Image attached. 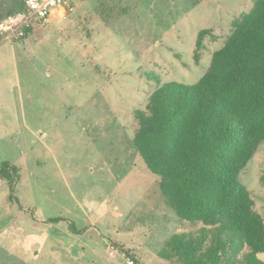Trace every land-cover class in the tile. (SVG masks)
I'll list each match as a JSON object with an SVG mask.
<instances>
[{"label": "rangeland", "instance_id": "374dc122", "mask_svg": "<svg viewBox=\"0 0 264 264\" xmlns=\"http://www.w3.org/2000/svg\"><path fill=\"white\" fill-rule=\"evenodd\" d=\"M65 1L64 18L0 40V163L16 168L0 180V264H171L169 238L202 225L166 205L135 111L163 83L194 84L252 0ZM240 182L264 222V142Z\"/></svg>", "mask_w": 264, "mask_h": 264}, {"label": "trees", "instance_id": "16d2710c", "mask_svg": "<svg viewBox=\"0 0 264 264\" xmlns=\"http://www.w3.org/2000/svg\"><path fill=\"white\" fill-rule=\"evenodd\" d=\"M22 10L20 2L0 21ZM208 32L200 30L197 47ZM135 118L133 145L158 178L166 205L179 220L202 225L196 233L172 235L161 258L171 264H264V222L240 182L264 142V0H252L231 22L194 84H161ZM15 173L13 165L0 163V180L12 186Z\"/></svg>", "mask_w": 264, "mask_h": 264}, {"label": "built area", "instance_id": "2783aa9c", "mask_svg": "<svg viewBox=\"0 0 264 264\" xmlns=\"http://www.w3.org/2000/svg\"><path fill=\"white\" fill-rule=\"evenodd\" d=\"M24 10L11 14L0 21L1 40L22 39L34 22L45 21L58 13L63 18L72 9L65 0H20ZM130 264V263H129Z\"/></svg>", "mask_w": 264, "mask_h": 264}, {"label": "crops", "instance_id": "0c3cea01", "mask_svg": "<svg viewBox=\"0 0 264 264\" xmlns=\"http://www.w3.org/2000/svg\"><path fill=\"white\" fill-rule=\"evenodd\" d=\"M242 13H243V12H242ZM239 15H240V14H239ZM239 15H238V16H239ZM238 16H237V17H238ZM237 17H236V18H237ZM233 20H234V19H233ZM222 45H223V44H222Z\"/></svg>", "mask_w": 264, "mask_h": 264}]
</instances>
